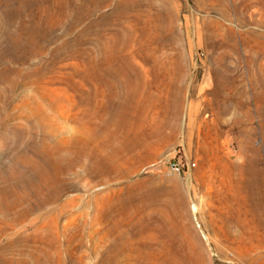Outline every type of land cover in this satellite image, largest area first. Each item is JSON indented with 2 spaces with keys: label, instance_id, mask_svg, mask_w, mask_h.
I'll return each mask as SVG.
<instances>
[{
  "label": "rangeland",
  "instance_id": "374dc122",
  "mask_svg": "<svg viewBox=\"0 0 264 264\" xmlns=\"http://www.w3.org/2000/svg\"><path fill=\"white\" fill-rule=\"evenodd\" d=\"M84 1L0 0V264H264V0Z\"/></svg>",
  "mask_w": 264,
  "mask_h": 264
},
{
  "label": "bare ground",
  "instance_id": "6f19581e",
  "mask_svg": "<svg viewBox=\"0 0 264 264\" xmlns=\"http://www.w3.org/2000/svg\"><path fill=\"white\" fill-rule=\"evenodd\" d=\"M68 1V0H67ZM105 1V0H104ZM112 1V0H111ZM212 1H214V0H204V2L206 3L205 5L206 6H211L212 5ZM63 2V1H62ZM73 2H74V0H73ZM101 0H91V3H90V6L91 5H95V6H98V5H100L101 4ZM107 2V1H106ZM138 2V1H137ZM61 3V2H60ZM110 3V2H109ZM128 3V1L127 2H125V5ZM69 5V4H68ZM67 6V5H66ZM73 6V5H72ZM124 6V5H123ZM137 6V5H136ZM93 7V6H92ZM75 8H76V6H75ZM136 8V7H135ZM70 9H71V7H70ZM74 10V9H73ZM91 11V10H90ZM47 12H48V10H47ZM47 12H46V14H47ZM61 12V11H60ZM72 12V11H71ZM51 13V12H50ZM59 13V12H58ZM88 13H90L89 12V5H88V1L87 0H85L84 1V3H83V5L82 6H80V7H78V10L75 12V15H74V21H75V23L78 25V24H81L83 21H84V19L88 16ZM59 15V14H58ZM63 15H65V14H63ZM73 15V14H72ZM51 16H54V15H52L51 14ZM47 17H50V15H48ZM55 17H57V16H55ZM64 18H65V16H64ZM73 19V18H72ZM55 20V19H54ZM58 20V19H57ZM57 20H55V21H57ZM6 21V20H5ZM51 22H52V20H50ZM54 21V22H55ZM9 22V21H8ZM53 22V23H54ZM70 22V21H69ZM1 23V22H0ZM211 23V22H210ZM2 24V23H1ZM26 26V25H25ZM90 26V25H89ZM212 26L213 27H215L216 29H218L219 28V25L218 24H216V23H212ZM73 27V26H72ZM75 28V27H74ZM4 29V34H5V38L6 39H9L10 40V47L14 50V49H17L19 46H20V44L18 43V34L19 33H16L15 31H13V30H10L9 29V27L8 26H6V28H3ZM22 29V28H21ZM20 29V30H21ZM30 29V28H29ZM152 29V28H151ZM150 29V30H151ZM69 30H71V29H69ZM149 30V31H150ZM22 31V30H21ZM28 31V30H27ZM153 31H155V30H153ZM153 31H151L152 32V34H153ZM68 33V32H67ZM3 34V35H4ZM26 34V33H25ZM87 35V34H86ZM84 36H85V31H83V32H81L79 35H78V37H77V39H76V46L78 47V49L80 50V51H82L83 52V50L84 49H89L90 50V47H89V44H91L92 46H93V49H92V52H91V54H90V56H89V58H88V62H89V65H91V66H94V67H97L98 65H99V57H98V55H99V52H100V49H101V45H100V43L99 42H97V41H95V43H88L87 41H86V39L84 38ZM33 37V36H32ZM34 38V37H33ZM89 38V37H88ZM5 39V40H6ZM19 40H20V38H19ZM7 41V40H6ZM92 42V41H91ZM7 43V42H6ZM22 43V42H21ZM90 45V46H91ZM104 45V44H103ZM102 45V46H103ZM39 47V46H38ZM43 50V49H42ZM78 50V51H79ZM105 50V49H104ZM40 51V50H39ZM87 51V50H86ZM87 53V52H86ZM81 55V54H80ZM83 55H85V52H84V54ZM8 56H10V52H8V51H6V52H4V53H2L1 55H0V58H5V57H8ZM83 57V56H82ZM146 71V70H145ZM145 73V72H144ZM219 78V77H218ZM219 81V80H218ZM205 84L203 85V87H202V89H205V88H208L207 86H208V83H206V82H204ZM203 84V83H202ZM219 86V85H218ZM220 87V86H219ZM201 89V90H202ZM217 89V88H216ZM218 90V89H217ZM214 91L213 90V96H214V100L215 101H220L219 99L221 98L220 97V93H219V91ZM204 99V98H203ZM209 100V99H208ZM205 101V100H204ZM223 101H229L226 105H224V106H221V107H219L218 108V111L219 112H221V113H226V112H230L231 110H233L234 111V114L235 113H246L247 112V110H248V108H247V106L243 103V105L242 104H240V105H238V103H236L235 101H231L229 98H225ZM248 115V114H247ZM236 117V116H235ZM244 207L247 205L246 204V202H244V200L242 201V203H241ZM254 205V204H253ZM253 210H254V212L256 213L257 211H258V208L256 207V205L254 206V208H253ZM253 216H257L256 214L255 215H253ZM0 220H2L1 218H0ZM185 240V239H184ZM36 250V249H35ZM48 251V250H47ZM48 253H50V252H48ZM117 253H119V251H117ZM116 255V253H113V249L112 248H107L106 249V251H105V253H104V255H103V258H102V263L103 264H111V262H112V258H113V256L114 255ZM22 255V254H21ZM29 255V254H28ZM30 256H31V258H32V260L31 261H33V264H50V261L48 260V254L46 253V252H44V251H32V252H30ZM30 256H28V257H30ZM41 257H43L45 260H43V261H41L40 259H41ZM1 259H3V258H1ZM4 260V259H3ZM7 259H5V261H6ZM10 260V259H9ZM24 261V260H23ZM3 261H1V263H2ZM4 263V262H3ZM2 263V264H3ZM30 264H31V262H29ZM58 264V263H57Z\"/></svg>",
  "mask_w": 264,
  "mask_h": 264
},
{
  "label": "built area",
  "instance_id": "2783aa9c",
  "mask_svg": "<svg viewBox=\"0 0 264 264\" xmlns=\"http://www.w3.org/2000/svg\"><path fill=\"white\" fill-rule=\"evenodd\" d=\"M169 170H170V172H172L174 174H181V173H183V167L179 163H171L169 165Z\"/></svg>",
  "mask_w": 264,
  "mask_h": 264
}]
</instances>
